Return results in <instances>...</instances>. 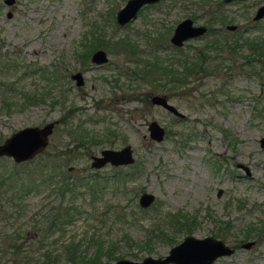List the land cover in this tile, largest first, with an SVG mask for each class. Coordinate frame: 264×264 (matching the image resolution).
Listing matches in <instances>:
<instances>
[{"label":"rangeland","instance_id":"1","mask_svg":"<svg viewBox=\"0 0 264 264\" xmlns=\"http://www.w3.org/2000/svg\"><path fill=\"white\" fill-rule=\"evenodd\" d=\"M125 2L15 0L7 4L0 0V81L10 86L0 84V142L23 126L43 125L63 117L50 136L49 151L72 147L77 143V134L87 141L91 139L87 142L89 154L82 146L73 149L69 165L74 170L104 176L117 168L126 171L134 169L133 164L138 167L135 178H128L124 192L105 187L92 203L91 193L82 187L80 192H84L73 200L77 211H70L71 217L61 227L45 232L47 240L39 249L37 227L46 223L49 206L61 203L60 195L40 187L25 196L20 206L3 202L2 207L11 214L0 212V247L9 244L8 237L16 234L22 249L34 252L29 259L8 253L2 261L84 264L63 255L45 262L41 253L46 247L60 250L61 244L74 240L80 242L79 251L88 258L95 251L96 243L91 240L96 236L102 242V252L110 248L118 256L109 258L101 252L99 262L158 257L172 246L166 236L173 235L176 244L187 234L178 229L181 223L178 225L175 219L173 222V215L179 214L180 222L184 219L191 225L190 234L199 237L213 235L218 226L230 225L223 239L230 245L237 243L236 249L214 264H264V110L259 114L256 109L264 105V100L257 104L253 99L261 91L264 72L257 74L247 65L244 49L231 58L225 52L220 56L203 48L205 42L216 38L215 33L221 37L220 45L223 40L236 38L264 39V25L248 28L246 2L229 3L224 6L228 14L225 17L238 23V30L217 23L206 36L189 40L176 50L169 41L176 23L187 16L195 23H205L213 14L206 9L216 8L222 0H160L120 26L115 15ZM96 35L114 44V40L125 38L141 55L132 56L105 43L109 62L94 66L89 59L82 60L81 54ZM200 51L209 55L211 65L220 64L218 56L223 64L217 70L188 77L185 89L171 90L167 95L185 116L152 104L148 98L151 94L167 93L132 70L139 66L140 59H158L160 66L179 69L180 59L187 60ZM77 70L85 79L82 86H76L70 78V73ZM225 89L232 97L223 93ZM141 92L146 93L149 102L144 101ZM152 119L165 127L160 141L149 137L148 123ZM126 143L133 148L132 164H107L101 169L90 166L92 154ZM143 191L155 195L144 208L138 203ZM66 202L68 199H63ZM247 229H251L250 236L244 240ZM53 239H57L54 244ZM247 240L255 244L241 247Z\"/></svg>","mask_w":264,"mask_h":264},{"label":"trees","instance_id":"2","mask_svg":"<svg viewBox=\"0 0 264 264\" xmlns=\"http://www.w3.org/2000/svg\"><path fill=\"white\" fill-rule=\"evenodd\" d=\"M114 41L115 44L112 43L110 39H103L98 35L94 36L93 40L84 47L83 52L85 51V53L81 54L83 57L82 60H86L89 52L97 47L106 48L105 43L112 44L114 48H121L122 50L129 52L132 56L138 54L141 55V53L138 52V49L135 48L134 44L130 43L129 40L122 38ZM223 41L224 42L221 44L222 48L220 49V52H218L219 55L220 53L225 52L229 54V57L233 58L232 56L239 54V51L244 49L246 52L243 53V57L245 58V61H247V65H249L257 74L264 72V39L244 38L241 40V38H236L232 41ZM170 46L176 50H181V47ZM220 56H218V59L220 58V64L215 63L214 65H211L210 60L206 57V53L200 51L197 55L187 58V60L180 59L178 61L180 66L179 69H176L175 67H164V65L160 66L157 62L158 59L152 61L140 59L139 66H137L134 71L135 73H138L139 78L141 77L143 81L155 85L158 89L163 88L162 91L166 92V95H168L171 90H178L180 88L185 89L189 84L188 77L195 76L197 73L203 74L220 68V65L223 64V59H221ZM142 61L143 63L141 65ZM232 62H236V59H233ZM261 84V91L254 95L253 98L257 104L264 100V82ZM220 90L222 91L221 88ZM223 93L227 97H232L227 89L223 90ZM141 94L144 96V101H147L146 93L141 92ZM259 107L256 106V109L260 114L264 110V105ZM61 120L63 121V117H61ZM222 130L225 134L226 129L222 128ZM69 133L72 135L75 134L72 130H69ZM88 141L82 134H77V143L72 147L67 145L61 150L51 152L49 151L48 145L43 152L38 153L30 160L22 162H11L8 157L0 156V212L7 213L8 215L11 214L2 207L3 202L10 203L15 207L20 206V202L25 196L40 187H48L50 190H55L61 197V203L56 206H49L46 223L37 227V249L44 247V242L47 240V233L61 227L62 224H64V221L71 217L70 211H77L78 207L73 204V200L77 194H81L86 190L89 191L92 198L91 202L93 203L97 194L105 187L113 189V192H124L127 187L128 178L132 179L137 175L138 167L135 166V164H133L134 169L132 170L120 171L117 168L112 174L104 176L98 173H87L84 169L80 171L74 170L75 168L69 165V161L73 158V149L76 148L77 150L79 146H82L87 151V154H89L90 150L87 147ZM79 143H82L83 145H79ZM82 187L85 190L80 192ZM63 199H68V202L63 203ZM109 208L110 205L106 207L107 210H109ZM178 215H173V222L175 219V222L178 223V225L181 223L182 226L178 229L182 228L181 231L190 234L191 225L189 223H184V219L180 222ZM181 215L182 217L184 216V218L186 217L183 214ZM183 227H186V229H183ZM229 227L230 225H224V227L218 226V230L216 229L212 233L216 237L223 238ZM250 230L247 229L244 232V240L249 238ZM14 235L8 237L10 239L9 244L0 247V264H6L4 260L2 261V258H5L8 253L12 254L15 258L16 256H21L24 259H29L31 257V252H34V250L30 248L28 250H23L21 245L22 242L18 241L16 234ZM166 237V241L169 242V244L173 245L176 242L175 239H172L173 235ZM91 241L96 243V248L93 254L88 258H84L82 253H80V242L74 240L61 244L60 250L56 247L43 248L41 255L44 256L45 262L56 261L61 255L73 262H76L77 260H82L84 264L99 262V256L102 252V242L98 236L94 237ZM55 242H57V239H53L51 243L54 244ZM233 246L236 247L237 243L233 244ZM102 253L106 254L109 258L118 257L114 256V253L110 248Z\"/></svg>","mask_w":264,"mask_h":264},{"label":"water","instance_id":"3","mask_svg":"<svg viewBox=\"0 0 264 264\" xmlns=\"http://www.w3.org/2000/svg\"><path fill=\"white\" fill-rule=\"evenodd\" d=\"M160 0H126V2L117 9L116 21L124 25L135 19L145 4L156 3ZM231 1V0H224ZM7 4H12L15 0H5ZM11 12H8L10 15ZM264 15V4H261L254 15L258 19ZM226 28L235 29L236 24H227ZM206 31L203 24H195L190 17L183 18L174 27L170 36L171 43L182 45L183 42L190 38L202 34ZM91 60L95 63H103L108 60V54L105 49L97 48L91 55ZM76 78V84L82 85V73L76 71L72 74ZM150 101L153 104L162 106L172 114L184 117L173 103L170 102L164 93H153L150 95ZM56 119L47 121L43 125H26L13 131L8 137L0 142V156L12 158L13 161L22 162L35 157L38 153L43 152L49 144L50 136L53 133ZM149 137L155 141H160L165 136V127L157 120L152 119L148 123ZM264 145V137L261 138ZM91 165L101 167L106 163L112 165H129L135 161L133 148L130 143H126L120 148L105 147L100 150L99 154L92 155ZM221 193L219 190L218 194ZM155 199V195L149 191H143L138 197V203L141 207L149 206ZM254 240H247L240 244L241 247L249 248L254 244ZM235 248L226 243L222 238L213 235L203 237L194 234H186L182 240L172 245L168 253L158 257L146 255L142 260H132L119 258L113 262L101 261L89 264H213L219 257L231 255Z\"/></svg>","mask_w":264,"mask_h":264},{"label":"flooded vegetation","instance_id":"4","mask_svg":"<svg viewBox=\"0 0 264 264\" xmlns=\"http://www.w3.org/2000/svg\"><path fill=\"white\" fill-rule=\"evenodd\" d=\"M4 2H5V0H4ZM159 2V1H158ZM158 2H156V3H158ZM236 3V2H240V3H245L246 2V10H245V14H246V16H247V19H246V24H247V26H248V28L249 27H253V26H259V25H264V15L262 16V17H260V18H258V19H255L254 18V15L256 14V12H257V10H258V8H259V6L261 5V4H264V0H252L251 2H249V0H231V1H224V0H222V2H219L218 3V5L216 6V8H214V9H206L207 11H209L210 13L209 14H211V13H213L212 15H214L213 17H212V15H211V17H209L208 19L206 18V21H205V23H195L194 22V20H193V22L195 23V24H203V25H205L206 26V31L205 32H203L202 34H199V35H197V36H194V37H190V38H188V39H186L184 42H183V44L182 45H175V44H173V43H171V41H170V37H169V41H170V44L171 45H173V46H177V47H182V46H184L189 40H192V39H197V38H202V37H204V36H206L209 32H211L212 31V28H213V25L214 24H220L221 26L224 24V28L225 29H228V28H226V25L227 24H236V28L235 29H228V30H231V31H236V30H238V27H239V24L238 23H234V22H231L229 19H228V17L226 18L225 16H228V14H226V11L224 10V6L226 5V4H229V3ZM249 2V3H248ZM6 3V2H5ZM153 4H155V3H150V4H145V5H143L142 7H141V9H140V11L142 10V8H144V7H146V6H150V5H153ZM200 7L202 8V9H204V7L200 4ZM139 11V12H140ZM204 11H205V9H204ZM206 12V11H205ZM116 16V15H115ZM138 16V15H137ZM192 16H194L195 17V15H192ZM225 17V19L223 20L221 17ZM187 17H189V16H187ZM184 18H186V17H184ZM190 18H192V17H190ZM193 19V18H192ZM115 20H116V18H115ZM182 20V19H181ZM117 22V21H116ZM179 22V21H178ZM177 22V23H178ZM129 23V22H128ZM128 23H126V24H128ZM176 23V24H177ZM118 24V23H117ZM126 24H124V25H126ZM118 25H120V24H118ZM124 25H120V26H124ZM175 27V26H174ZM220 30L222 29V28H219ZM218 29V30H219ZM173 30H174V28H173ZM173 30H172V32H173ZM172 32H171V34H172ZM171 34H170V36H171ZM215 35H216V38L215 39H212V41L210 42V43H207V42H205L204 43V46H203V48H205V49H207V48H209L210 50H212V52L214 51V54H215V52L217 53V52H220V49L222 48V46L220 45V43H221V41L222 40H220L221 39V37L219 36V34L218 33H215ZM188 45H189V43H188ZM103 49H105V48H103ZM96 49H94L90 54H88V57H87V59H89L90 61H91V63H93L94 64V66H98V65H103V64H106V63H108L109 62V56H108V60L106 61V62H103V63H95V62H93L92 60H91V55H92V53L95 51ZM107 52V51H106ZM108 54V53H107ZM213 54V55H214ZM206 57H208V58H210L209 57V55L208 54H206ZM126 60H131V59H129V58H127ZM86 61V60H85ZM83 62V61H82ZM87 62V61H86ZM3 68H4V66H3ZM132 70L134 71L135 69L134 68H132ZM77 71H80V70H77ZM127 71H129L128 69H127ZM76 71H74V72H71L70 73V78L72 79V80H74L75 81V84H76V78H74L73 77V73H75ZM81 72V71H80ZM126 72V71H125ZM82 73V72H81ZM126 74H127V72H126ZM82 79L84 80V82H85V79H84V77H83V73H82ZM84 82H83V84H84ZM5 83V85H8L6 82H3V81H0V84H4ZM82 84V85H83ZM82 85H77L76 84V86H82ZM8 87H10L9 85H8ZM165 94V93H164ZM133 95V94H132ZM166 95V94H165ZM167 96V95H166ZM149 98V100H150V96L148 97ZM147 98V99H148ZM57 101H59V99L58 100H56V102ZM146 102H149L148 100L146 101ZM151 102V101H150ZM153 104V103H152ZM154 105H156V104H154ZM170 112V111H169ZM56 120H57V122L55 123V126L56 125H58L60 122H62V120H61V118H56ZM54 126V127H55ZM112 135H115V133L114 132H112ZM125 145V144H124ZM123 146V145H122ZM105 148V147H104ZM118 148H120V147H118ZM103 149V148H102ZM100 153V152H99ZM92 155H94V154H92ZM92 155H91V157H92ZM91 160H92V158H91ZM107 164H110V163H106L105 165H103V166H101V167H93L92 165H91V162H90V166L92 167V168H94V169H101V168H103V167H105ZM111 166H113V167H120V166H124V165H112V164H110ZM216 237V236H215ZM218 238H220V237H218ZM223 239V238H222ZM224 240V239H223ZM225 241V240H224ZM226 242V241H225ZM227 243V242H226ZM254 244H255V242H254ZM253 244V245H254ZM231 246H233V245H231ZM235 249H236V247L235 246H233ZM215 263V262H214ZM213 263V264H214Z\"/></svg>","mask_w":264,"mask_h":264}]
</instances>
